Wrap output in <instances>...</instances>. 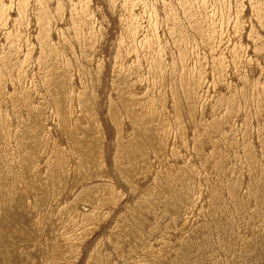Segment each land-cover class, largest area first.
Here are the masks:
<instances>
[{
  "label": "rangeland",
  "instance_id": "rangeland-1",
  "mask_svg": "<svg viewBox=\"0 0 264 264\" xmlns=\"http://www.w3.org/2000/svg\"><path fill=\"white\" fill-rule=\"evenodd\" d=\"M0 264H264V0H0Z\"/></svg>",
  "mask_w": 264,
  "mask_h": 264
}]
</instances>
